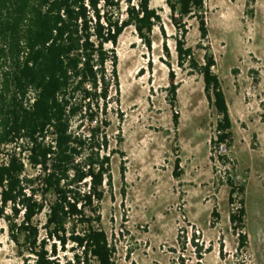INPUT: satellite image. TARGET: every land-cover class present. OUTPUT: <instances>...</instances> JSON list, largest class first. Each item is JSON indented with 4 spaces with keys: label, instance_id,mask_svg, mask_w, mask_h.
Masks as SVG:
<instances>
[{
    "label": "rangeland",
    "instance_id": "rangeland-1",
    "mask_svg": "<svg viewBox=\"0 0 264 264\" xmlns=\"http://www.w3.org/2000/svg\"><path fill=\"white\" fill-rule=\"evenodd\" d=\"M152 6L167 37L156 27L149 49L129 27L117 46L107 45L119 56L124 115H111L109 133L123 154L113 155V181L102 203L116 264H264V0H207L208 39H201L196 20L186 37L201 63L209 47L214 54L232 119L231 146L214 142L221 116L203 76L178 66L166 0H152ZM229 178L245 188L234 203ZM242 200L243 228L230 219ZM0 264H35L21 256L3 218Z\"/></svg>",
    "mask_w": 264,
    "mask_h": 264
},
{
    "label": "trees",
    "instance_id": "trees-1",
    "mask_svg": "<svg viewBox=\"0 0 264 264\" xmlns=\"http://www.w3.org/2000/svg\"><path fill=\"white\" fill-rule=\"evenodd\" d=\"M166 2L177 31L178 66L203 76L206 96L221 116L214 142L231 146L232 119L214 54L209 47L201 63L186 43L191 20L208 39L207 0ZM158 26L167 37L152 0H0V218L24 260L116 264L102 203L113 181V155L123 154L113 146L111 115H124L119 56L107 45L117 46L134 27L151 49ZM163 47L170 57L166 40ZM177 89H171L174 100ZM228 182L234 203L245 188ZM245 215L242 200L230 219L243 228ZM239 239L245 246L248 236L242 232Z\"/></svg>",
    "mask_w": 264,
    "mask_h": 264
}]
</instances>
